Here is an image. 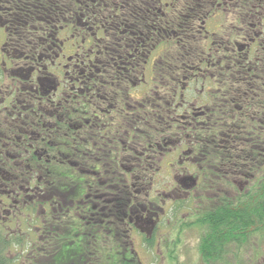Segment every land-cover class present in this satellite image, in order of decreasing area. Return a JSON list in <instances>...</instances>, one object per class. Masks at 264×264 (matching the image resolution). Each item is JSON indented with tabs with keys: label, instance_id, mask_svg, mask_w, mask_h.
<instances>
[{
	"label": "flooded vegetation",
	"instance_id": "flooded-vegetation-1",
	"mask_svg": "<svg viewBox=\"0 0 264 264\" xmlns=\"http://www.w3.org/2000/svg\"><path fill=\"white\" fill-rule=\"evenodd\" d=\"M72 5L56 22L37 17L15 24L10 7L7 18L0 15V241L8 254L17 250L9 254L12 264H91L80 250L95 214L104 248L106 216L101 203L96 209L89 196L75 199L74 186L60 182L72 179L74 171L83 173L73 144L82 138L89 148L97 124L104 156L135 158L136 129L122 131L130 137L124 139L115 128L156 97L171 101L172 122L184 130L156 145L157 165L150 166L157 167L155 183L162 188L148 190L147 201L134 202L122 217L117 213L114 225L124 224L131 264H144L143 258L160 252L175 263L187 227L172 209L192 196L198 182L193 140L185 128L205 112L202 97L208 77L215 75L219 49L240 54L264 42V0H74ZM174 52L184 61L170 76ZM112 166L129 171L135 164ZM190 176L195 185L192 179L179 184ZM172 182L174 191L163 190ZM114 235L121 249L118 232ZM64 251L66 257L59 258Z\"/></svg>",
	"mask_w": 264,
	"mask_h": 264
},
{
	"label": "trees",
	"instance_id": "trees-1",
	"mask_svg": "<svg viewBox=\"0 0 264 264\" xmlns=\"http://www.w3.org/2000/svg\"><path fill=\"white\" fill-rule=\"evenodd\" d=\"M73 2L0 0V15L7 18L6 8L10 7V18L15 24L28 23L37 17L56 22L72 9ZM251 46L249 51L240 54L230 51L229 47L219 49L215 75L208 77L207 91L202 97L205 112L185 128L193 140L198 167L192 173L198 182L192 196L179 202L172 211L176 216L181 209L187 210L191 220L180 218L182 226L199 228L197 252L202 264H231L228 257L232 251L235 257L248 245L253 246L252 250L261 251L260 244L264 242V42ZM181 61H184L182 55L175 52L170 55V76L175 71L174 65ZM166 103L158 102L155 97L148 108H138L135 115L115 128L120 135L131 127L136 129L137 154L133 159L109 152L104 156L99 150L97 124L91 130L89 148L82 144V138L79 144H73V157L83 165V173L74 171L72 179L63 178L60 182L69 189L74 186L75 199L89 196L90 200L94 199L91 205L96 209L101 203L106 216L104 248H101L99 233L100 215L95 214V224L89 227V237L83 249H79L91 264H131L123 245L126 242L124 224L116 222L118 228H115L114 222L119 217L117 213L122 217L134 202H146V194L160 188L155 183L160 173L156 166H150L157 165L156 145L173 136L167 135L170 132L184 130L179 123L172 122L171 101L169 105ZM121 138L126 137L122 134ZM130 160L135 167L129 171L112 166ZM114 232L119 234L121 249L115 246ZM66 255L64 251L59 258ZM0 264H12L1 241ZM58 264H63V260Z\"/></svg>",
	"mask_w": 264,
	"mask_h": 264
},
{
	"label": "rangeland",
	"instance_id": "rangeland-1",
	"mask_svg": "<svg viewBox=\"0 0 264 264\" xmlns=\"http://www.w3.org/2000/svg\"><path fill=\"white\" fill-rule=\"evenodd\" d=\"M202 99V98H201ZM175 174L178 173V169H175L173 171ZM167 178V175H164ZM165 178V179H166ZM164 179V180H165ZM240 183V182H239ZM160 188L161 185L159 186ZM177 188V183L172 182L171 184H168V186H165L163 190H166L167 192H172L174 189ZM168 207V206H167ZM170 216V215H169ZM168 216V217H169ZM184 217L185 221H190L191 219L187 216V210L181 209V211L176 214V218H182ZM166 231L165 228H162V232ZM199 228L197 227H187V230L183 234V240H181V248L176 251V258L177 261L175 263L170 262L169 259L161 257L160 254L151 256L150 258L147 256L146 259H144V250H142L143 253H141V258H143V263L146 264L148 262L153 261L154 264H202L200 257L197 252L198 247V236H199ZM257 241V240H256ZM261 251L258 248H255L252 250V245H248V248H241V252L239 256L234 255L233 246H231L232 251L229 254V261L231 264H264V242L260 244ZM247 246V245H246ZM252 246V247H251ZM138 249V248H137ZM17 250H11L9 254L15 256ZM235 257V258H234ZM250 258V259H249ZM18 262H16L17 264Z\"/></svg>",
	"mask_w": 264,
	"mask_h": 264
},
{
	"label": "water",
	"instance_id": "water-1",
	"mask_svg": "<svg viewBox=\"0 0 264 264\" xmlns=\"http://www.w3.org/2000/svg\"><path fill=\"white\" fill-rule=\"evenodd\" d=\"M187 179H192V185H195L196 180L194 178H192L191 176L180 178L179 184L183 185ZM238 186H239V189H241V186L240 185H238Z\"/></svg>",
	"mask_w": 264,
	"mask_h": 264
}]
</instances>
